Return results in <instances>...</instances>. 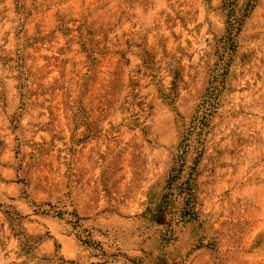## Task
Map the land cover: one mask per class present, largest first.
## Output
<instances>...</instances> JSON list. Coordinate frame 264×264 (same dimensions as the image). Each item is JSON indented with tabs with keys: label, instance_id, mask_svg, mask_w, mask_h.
Here are the masks:
<instances>
[{
	"label": "rangeland",
	"instance_id": "rangeland-1",
	"mask_svg": "<svg viewBox=\"0 0 264 264\" xmlns=\"http://www.w3.org/2000/svg\"><path fill=\"white\" fill-rule=\"evenodd\" d=\"M224 1L0 0V264H264V0Z\"/></svg>",
	"mask_w": 264,
	"mask_h": 264
},
{
	"label": "trees",
	"instance_id": "trees-1",
	"mask_svg": "<svg viewBox=\"0 0 264 264\" xmlns=\"http://www.w3.org/2000/svg\"><path fill=\"white\" fill-rule=\"evenodd\" d=\"M223 6L225 9L230 10L228 8H230L232 4L228 0L227 1L225 0L223 3ZM232 17L233 15H230V13L227 14V32L229 34H231L234 31V26L239 25L240 23L239 19L236 20ZM207 95H208L207 98L205 96L206 100H203L201 105H199L197 110L195 111V115L192 117L191 122L189 123V127L186 129H183L181 133L182 141L178 148L177 154L175 156L174 168L171 170L170 177L167 180L166 186L164 188L165 194L162 196L165 207L169 205L171 198L179 200V203H181V211L183 212V214L180 215L181 217H183V215L185 216L186 214H188V212L186 211V208L188 206L189 200L192 195L191 186H192V181H193L192 174H191V171L193 170V168L185 167L184 165L185 156L189 152L196 155L197 157L200 155V152H201L200 151V148H201L200 139L203 133L205 132V129L208 126V121L211 116L210 113L214 107L213 106V103L215 100L214 94L207 93ZM190 136L195 137L194 142L196 143L195 144L196 147L193 148L192 151H188L189 146L187 144ZM183 170H187L189 172L187 173L186 177H184V179L181 176V173Z\"/></svg>",
	"mask_w": 264,
	"mask_h": 264
}]
</instances>
